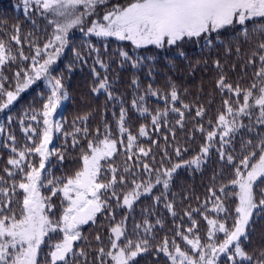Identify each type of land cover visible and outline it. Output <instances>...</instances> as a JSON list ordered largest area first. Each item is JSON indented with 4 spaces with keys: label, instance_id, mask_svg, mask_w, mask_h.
I'll return each instance as SVG.
<instances>
[{
    "label": "trees",
    "instance_id": "obj_1",
    "mask_svg": "<svg viewBox=\"0 0 264 264\" xmlns=\"http://www.w3.org/2000/svg\"><path fill=\"white\" fill-rule=\"evenodd\" d=\"M129 2L130 0H108L96 6L95 14L91 17L94 19L86 23L84 31H81L79 27L69 33V43L52 71V76L62 79L64 89L68 93L67 99L61 101L54 115V121L62 124V130L54 132V141L51 145V150L55 149L58 153H62L64 158L60 160L57 155L51 156L50 163L42 172L44 184L46 185L47 180L53 177L64 178L66 182V178L73 177L76 171L81 170L83 152L90 154L87 148L88 142L92 141L95 145L103 140L106 124L111 133L110 139L117 141V152L113 157L101 161V172L97 182L107 183L112 179L111 167L118 170L117 181L121 175L125 177L124 184L115 185L119 205L117 197L112 196L113 190L108 189L101 199L106 200L110 207L97 213L94 221L80 226L82 239L74 242V251L83 249L87 253L86 258H79L81 264H101L98 251L100 248H104L105 252L116 251L111 249L109 242V237L112 235L110 229L121 221H124L127 239L137 241L147 238L151 245L148 252L141 253L130 264H172L167 255L156 251V246L160 245L165 237L170 242V251H174L171 241L175 238L183 251L189 255L195 254L190 246L176 234L177 231L189 235L190 238L193 235H199L202 244L209 242L207 237L209 225L203 216L207 215L210 219L222 221L225 216L223 212L217 214L214 211H205L203 207L205 201H208V209H212L214 204V198H211L209 189L215 191L230 214L235 215L237 200L232 193L238 189L229 183L235 178L234 165L239 164L240 160L253 150L252 146L259 139L257 133L264 132V128L259 126L251 132L247 128L240 129L224 149L226 153L233 155L232 164H229L226 159L221 160L218 153L219 137H217L211 143L207 156L204 157L205 162L198 169L195 166L177 169L168 189L158 184L151 193L141 195L131 209L123 206V194L131 191L133 179L138 183L151 179L155 183V171L149 176L143 169L144 163L155 170L171 167L181 159L189 160L195 157L200 153L201 147L208 143L207 132L215 127L218 115L225 112L224 100H229L233 108L238 107L237 99L241 104L243 103L242 95L237 98L234 93H229L227 90L221 91L217 81L221 75H224L226 82L233 88L239 85L242 89H248L257 82L254 73L260 67L259 61L257 60L254 65H248V60L262 39L253 34L246 40L237 29L235 32L222 31L219 39H216L212 46H205L202 43H183L179 48L176 46L157 48L155 45H148L137 49L130 41L86 34L92 21L102 20L103 15L114 6H126ZM24 9L23 0H0V41L5 43L11 50V55L15 57L14 60H7L0 66V74L6 78L0 81L4 84L5 90L15 89L17 71H21L20 79L23 80V71L30 69L31 56L35 54V47L38 46L43 50V45L54 33V26L35 9L34 5L29 7L28 12ZM17 26L19 44L11 39L17 34L15 31ZM21 50L25 56L29 57L28 60L20 57ZM120 51L128 52L133 60L139 59L140 62L133 67L130 61L120 56ZM180 51H183L185 55H179ZM76 52L80 53L79 59L75 55ZM97 57L107 65V69L96 63ZM45 58L46 56L42 55L39 59L43 61ZM216 61H219L221 67H217ZM233 65H235L234 69ZM96 73L99 74V78ZM105 76L111 85L108 91L112 92L113 98H109L108 91L103 89L94 91ZM133 80L136 81L135 84ZM149 85L152 92H156L157 95H152L148 91ZM173 87L178 93L176 102H172L170 98L166 99ZM48 94V86L41 81L22 93L10 108L0 110V126L3 128V131H0V177L3 178L0 187L10 188L13 182L18 185L22 181L23 174L12 169V166L8 164L10 158H15V154L11 151L13 142L9 136L15 137V147L18 150H23L26 145L32 147L33 141L39 142L38 136L28 140L23 129L29 124L33 128H38L37 123L30 120V116L34 110L42 111ZM254 95H258V89L254 90ZM141 96L144 100L139 102V108L148 109L144 113L132 104L134 98L138 99ZM185 104L189 106L187 109L183 107ZM173 107L184 113L182 127L177 124V121L181 119L180 115L171 111ZM121 108L126 109L124 127L128 130L123 135L119 132L117 124ZM166 108L168 113L166 116L161 115L159 128H157L152 123V116ZM199 108L204 109L201 117L196 116ZM78 117H86V119H78ZM209 121L212 122L211 125ZM240 122L248 125L249 119L243 117ZM201 125L204 128L203 132L199 130ZM141 126L145 127L147 135H139ZM39 128H42V122ZM75 128H80L82 131L75 133L78 143L73 145L72 136H66L65 133H73ZM84 128H87V135L83 131ZM128 133L136 137L132 149L135 155L131 160L127 158L126 150ZM249 140L252 141V146L242 147ZM140 147L150 150L147 157L139 153ZM177 148L181 152L179 157L176 155ZM258 155L257 150V158ZM39 159L38 154L27 157V160L36 167L39 166ZM126 165H131L132 173L136 175L125 173L123 170ZM5 169L15 171L16 174L9 176ZM28 170L25 167V172ZM221 186H227L223 193L219 191ZM50 187L42 186L40 191L42 196L51 197L48 203L53 207L47 214L51 219L58 220L63 209L67 207V201L62 192L52 196ZM56 187H62V184H57ZM261 188H264V183L259 184L255 189L257 196ZM23 195V190L17 187L15 194L11 196L10 206L4 210L3 214L15 213L19 216ZM157 197L160 199L157 200ZM3 199L4 197L0 196V200ZM169 203L173 206L171 210L165 207ZM193 209H200V213L193 212ZM188 212H192V219L197 222L193 233H187V229L192 227L191 220L186 215ZM145 220L153 225L151 233H145L143 227L134 230L135 225H143ZM231 222V219L227 221L229 225ZM248 233V238L243 240L242 247L255 260L259 253L264 251V218L258 220L253 218ZM97 236L100 237L99 241L96 239ZM223 238V234L218 233L215 241L219 243ZM61 239L62 233L59 232L50 233L46 237L45 243L41 245L40 264H45L50 246ZM124 242V237L118 241L121 246ZM103 260L105 264H113L110 257H103Z\"/></svg>",
    "mask_w": 264,
    "mask_h": 264
},
{
    "label": "snow or ice",
    "instance_id": "obj_2",
    "mask_svg": "<svg viewBox=\"0 0 264 264\" xmlns=\"http://www.w3.org/2000/svg\"><path fill=\"white\" fill-rule=\"evenodd\" d=\"M104 2L105 0H23L25 11L34 5L41 15L52 14L57 19L49 21L55 26L53 36L43 45V50L38 46L35 47V54L31 56V67L23 71V80L20 79L21 71L15 73L17 80L15 89L5 90L4 84L0 82V110L12 105L22 92L42 77L47 82L49 92L46 102L42 106V111L34 110L30 116V120L35 121L38 128H33L29 124L23 129L28 140H33V136H38L39 142L33 141L32 147L26 145L23 150H18L15 147V137L9 136L13 142L11 151L15 154V158H10L8 164L23 175L22 181L18 185L13 182L10 188L0 187V196L4 197L3 200H0V264H40L41 245L45 243V237H48L50 233L57 232L62 233V239L50 246L45 264H58V262L81 264L79 258H86L87 253L83 249L74 251V242L82 239L80 226L89 221H94L97 213H101L110 207L106 200L101 199V196L108 189L113 190L112 196L117 197L119 205L115 185L117 183L124 184L125 177L121 175L117 181V168H110L113 174L110 181L107 183L97 182L101 172V161L113 157L117 152V141L110 139L111 133L107 124L105 125L103 140L95 145L92 141L88 142L87 148L90 150V154L83 152L82 169L76 171L73 177L66 178V182L64 178L53 177V179L47 180L46 185L42 180V171L46 170V161L49 160V157L57 155L60 160L64 158L63 154L58 153L55 149L49 150V144L52 142L54 132L62 130V124L54 121L52 117L61 101L67 99L68 93L64 89L62 79L50 75V66L55 63L65 46L68 45L69 31L82 26L87 17L95 14L96 6ZM80 8H83V11H79ZM61 20L63 22H60ZM262 21H264V0H130L126 6L116 5L107 11L103 15L102 21L94 20L91 22L86 34H93L100 38L114 37L120 41H130L137 49L148 45H155L157 48H165L166 46L179 48L183 43H202L205 46H212L215 40L219 39L222 31L231 30L235 32L237 29L240 30L246 40L253 34L262 38L248 60V65H254L257 60L259 61L260 67L254 73L257 82H254L248 89H242L239 85L233 88L230 83L226 82L224 75H221L217 81V86L221 91L227 90L229 93H234L237 98L242 95L243 103L241 104L237 99L238 107L233 108L229 100H224L225 112L218 115L215 127L212 131L207 132L208 143L201 147L200 153L195 157L189 160L181 159L180 162L172 164L171 167L155 170L144 163L143 169L149 176L155 171V183L151 179L140 183L133 179V188L123 194V206L131 209L141 195L151 193L158 184H162L164 189H168L172 176L177 169L185 166H195L198 169L205 162L204 157L207 156L211 143L217 137H219L220 148L218 153L221 160L226 159L229 164H232L233 155L226 153L224 149L235 138V134L242 128H247L249 132L253 131L256 126L264 128V22ZM15 31L17 34L13 35L11 39L19 44L18 26ZM81 31H84L83 27H81ZM19 55L23 60L29 59L22 50ZM42 55L46 58L40 62L39 58ZM75 55L78 59L80 58L79 52H76ZM179 55L184 56L185 54L180 51ZM120 56L130 61L133 67H136L140 62L139 59L133 60L126 51H120ZM14 59L11 50L6 47L3 41H0V66L4 65L7 60ZM96 63L107 69V65L99 57H97ZM216 65L218 68L221 67L219 61H216ZM234 68L235 65H233ZM93 72L95 73V69ZM96 75L99 78V74L96 73ZM3 79L6 78L0 74V81ZM135 83L136 81L133 80V84ZM110 87L108 78L105 76L94 91L100 89L108 91ZM256 89H258V95H254ZM148 91L152 95H157L156 92H152L150 85ZM108 95L109 98H113L112 92L108 91ZM169 98L172 102L178 100L175 87L166 97V99ZM142 100H144L143 96L138 99L134 98L132 104L141 113H144L148 109L139 108V102ZM183 107L187 109L189 106L185 104ZM171 111L180 115L181 119L177 121V124L182 127L184 113L176 107H173ZM167 113V108L162 112L157 111L152 116L153 125L159 128L161 115L166 116ZM203 114V108L197 109V117H201ZM243 117L249 119L248 125L240 122ZM125 118L126 109L121 108L117 124L122 135L128 131L124 127ZM78 119H86V117H78ZM41 122L42 128H39ZM211 123L209 121L210 125ZM199 130L204 131L202 125ZM0 131H3L2 126H0ZM80 131L82 129L75 128L73 133H65L66 136H72L73 145L78 143L75 133ZM83 131L87 135V128H84ZM139 135H147L144 126L140 127ZM257 135L259 139L254 146L250 140L242 145V147L252 146L253 150L244 156L239 164L234 165L235 178L229 182L235 189H238L232 193L237 200L234 209L235 215L232 216L223 205L220 196L209 189L211 198H214L213 208L208 209V201H205L203 207L205 211H214L217 214L223 212L225 214L224 219L222 221L210 219L207 215L203 216L209 225L207 232L209 242L206 244L201 243L199 235H193L190 238L189 235L177 231L176 234L190 246L198 258H194L183 251L176 243L175 238L171 241L174 251H170V242L165 237L162 243L156 246V251L167 255L172 264H222V262H226V264H245V262L247 264H264V251H261L254 260L253 256L242 247L243 240L248 238V229L253 218L257 220L264 218V188L260 189L259 196L255 191L259 184L264 183V132H258ZM135 141L136 137L128 133L126 150L129 160L135 155L132 151ZM257 150L259 152L258 158ZM138 151L147 157L150 150L140 147ZM34 154H38L40 158L39 167L27 160V157ZM176 155L178 157L181 155L179 148L176 149ZM253 160L255 162H252ZM25 167L29 169L27 172H25ZM5 171L9 176L16 174L15 171L9 169H5ZM123 171L136 175L132 173L131 165H126ZM0 183H3L2 177H0ZM57 184H62V187H56ZM42 186H51L49 190L52 196L62 192L67 201V207L63 209L58 220L51 219L47 214L53 206L48 203L51 197L41 195L40 188ZM17 187L24 193L20 215L17 216L15 213L4 215L3 212L10 206L11 196L15 194ZM226 187L221 186L219 191L225 192ZM156 199L159 200L160 197ZM165 207L171 210L173 206L169 203ZM193 212L200 213V209H193ZM173 215L175 216V212ZM186 215L192 223V227L187 229V233H193L197 222L192 219V212H188ZM229 219L232 221L231 225L227 223ZM157 223L159 224L160 221L158 220ZM141 227L145 233H151L153 229V225L147 220L143 222V225H135L134 230ZM110 232L112 234L109 237L111 249L116 251L105 252L104 248H100L98 251L101 264H105L103 257H110L113 264H130L138 255L148 252L151 248L147 238L137 241L127 239L124 221L111 227ZM218 233L223 234L224 237L219 243L215 241ZM122 237L125 238L123 246L118 243ZM96 239L99 241L100 237L97 236Z\"/></svg>",
    "mask_w": 264,
    "mask_h": 264
},
{
    "label": "rangeland",
    "instance_id": "obj_3",
    "mask_svg": "<svg viewBox=\"0 0 264 264\" xmlns=\"http://www.w3.org/2000/svg\"><path fill=\"white\" fill-rule=\"evenodd\" d=\"M105 1H108V0H105ZM98 5H99V4H98ZM98 5H97V6H98ZM24 10H25V9H24ZM28 11H29V10H27V12H28ZM79 11H83V8H80ZM43 16H45V15H43ZM45 17H46L49 21H50V20H53V19H57V17H55V16L52 15V14H48V15H46ZM91 17H92V15L89 16V17H87V18L85 19V22H84V24H83L82 26H78V27H75V28L71 29V30L69 31V33H70L72 30L76 29V28H79V27H83V28H84V27L86 26V23H89L92 19H94V17H93V18H91ZM97 20H98V19H97ZM100 21H102V20H100ZM60 22H63V20H61ZM52 25H53V24H52ZM53 26H54V25H53ZM90 26H91V25H90ZM54 27H55V26H54ZM86 33H87V32H86ZM88 35H93V34H88ZM108 38H114V37H108ZM63 51H64V50H63ZM49 52H51V49H49ZM61 55H62V53H61ZM61 55H60L59 57H61ZM59 57H58V58H59ZM40 62H43V61H40ZM57 62H58V59L55 61L54 64H52V65L50 66L49 72H50V75H51V76H52L53 68L57 65ZM41 81H42L46 86H48L46 80L42 77L40 80L35 81L34 84L31 85L30 87H33L36 83L41 82ZM30 87H29V88H30ZM29 88H28V89H29ZM28 89H26V90H28ZM26 90H25V91H26ZM25 91H24V92H25ZM24 92H22V93H24ZM22 93H21V94H22ZM21 94H20V95H21ZM18 98H19V97H18ZM17 100H18V99H17ZM17 100H16V101H17ZM16 101H15V102H16ZM15 102H14V103H15ZM14 103H13V104H14ZM13 104H12V105H13ZM12 105H10L8 108H10ZM60 105H61V103H60ZM60 105H59V106H60ZM59 106H58V108H59ZM8 108H6V109H8ZM58 108H57V109H58ZM6 109H3V110H6ZM56 111H57V110H56ZM54 115H55V113H53V117H52L53 120H54ZM53 141H54V134H53L52 142L49 144V150H51V145H52ZM50 159H51V156L49 157V160L46 161V167H47L48 164L50 163ZM38 167H39V166H38ZM42 172H43V171H42ZM40 189H41V188H40ZM40 192H41V191H40ZM45 239H46V237H45ZM194 253H195V252H194ZM190 256H193L194 258H198L196 253H195V254H191Z\"/></svg>",
    "mask_w": 264,
    "mask_h": 264
}]
</instances>
